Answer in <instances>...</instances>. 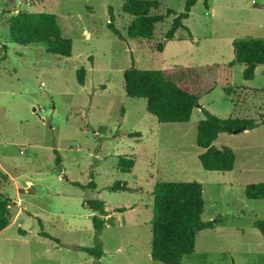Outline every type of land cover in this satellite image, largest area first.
Here are the masks:
<instances>
[{"label":"rangeland","instance_id":"1","mask_svg":"<svg viewBox=\"0 0 264 264\" xmlns=\"http://www.w3.org/2000/svg\"><path fill=\"white\" fill-rule=\"evenodd\" d=\"M122 4L0 0V193L11 198L12 213L0 231V264H164L150 257L157 180L200 182L201 219H220L197 234L181 264H264V238L253 225L264 219V199L244 195L247 184L264 182V64L250 80L243 79L242 63L230 64L233 42L264 39V0H208V8L197 0L183 21L192 39L180 29V39L166 42L162 52L155 46L173 15L156 25L151 40L133 39ZM167 7L179 13L184 0H166L160 12ZM19 11L55 14L71 55L16 43L6 21ZM111 15L121 38L107 27ZM132 65L164 71L219 117L258 122L213 142L233 150L231 171L202 168L195 142L199 107L188 122L159 123L144 98L126 95L123 72ZM81 67L83 85L76 76ZM136 131L140 136L127 135ZM120 156L134 159L130 173L118 169ZM116 180L130 190L110 191ZM89 181L94 188L86 187ZM92 199L103 200L111 216L98 236L85 205ZM97 243L99 260L78 249Z\"/></svg>","mask_w":264,"mask_h":264},{"label":"trees","instance_id":"2","mask_svg":"<svg viewBox=\"0 0 264 264\" xmlns=\"http://www.w3.org/2000/svg\"><path fill=\"white\" fill-rule=\"evenodd\" d=\"M197 0H184V8L176 13L171 8L160 12L166 0H123L122 11L132 17L127 36L133 39L151 40L156 25L169 15H173L169 29L163 40L156 43V50L162 52L166 42L179 40L176 32L180 29L192 34L183 21L189 17L192 7ZM208 8V0H204ZM6 24L12 39L20 45L41 44L48 53L69 57L71 41L61 36L57 16L47 12L19 11L7 19ZM109 30L117 37H122L114 25L113 16L107 23ZM234 62L244 65L243 79L250 80L254 76L257 65L264 64V39L246 38L233 42ZM77 82L84 84L85 69L76 72ZM125 93L128 97L144 98L146 111L153 115L159 123H183L191 118L192 111L199 107L203 117L196 127L195 142L201 149L198 155L202 168L206 171H231L235 164V154L230 147L220 149L213 145L221 133H239L250 130L258 125L249 117H219L199 104V95L186 89L185 85L172 81L167 74L159 69H138L133 65L123 72ZM264 121V120H263ZM129 137L140 136V132H130ZM57 162L60 160L57 158ZM134 165L132 157L120 156L117 161L118 169L130 173ZM5 175V174H4ZM86 187L94 188L93 181ZM108 189L112 192L128 191L126 181L116 180ZM247 199H264V182L250 183L244 188ZM153 213L151 218L150 257L164 264H181L183 255L194 251L197 234L204 229H212L220 219L203 221L201 213L204 207L202 186L198 181H155L152 188ZM11 198L0 193V231L12 222L10 211ZM86 208L91 210L93 230L98 234L106 226L109 218L103 200L92 199L85 201ZM122 212L126 208H116ZM253 225L264 238V219H256ZM41 236L48 234L40 231ZM97 238V237H96ZM81 251L99 259L103 256L100 243L92 247L78 246ZM99 264V263H98Z\"/></svg>","mask_w":264,"mask_h":264},{"label":"crops","instance_id":"3","mask_svg":"<svg viewBox=\"0 0 264 264\" xmlns=\"http://www.w3.org/2000/svg\"><path fill=\"white\" fill-rule=\"evenodd\" d=\"M177 37V36H176ZM111 216H109V213H108V215L106 216V218H110ZM99 260V259H98Z\"/></svg>","mask_w":264,"mask_h":264}]
</instances>
